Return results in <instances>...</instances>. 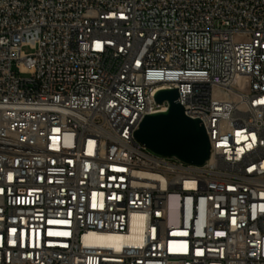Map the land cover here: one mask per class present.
Listing matches in <instances>:
<instances>
[{"label":"built area","instance_id":"built-area-1","mask_svg":"<svg viewBox=\"0 0 264 264\" xmlns=\"http://www.w3.org/2000/svg\"><path fill=\"white\" fill-rule=\"evenodd\" d=\"M165 90L204 165L136 141ZM261 101L264 0H0V264H264Z\"/></svg>","mask_w":264,"mask_h":264},{"label":"water","instance_id":"water-1","mask_svg":"<svg viewBox=\"0 0 264 264\" xmlns=\"http://www.w3.org/2000/svg\"><path fill=\"white\" fill-rule=\"evenodd\" d=\"M177 100L176 90L158 92L155 101L167 102V111L146 116L134 137L158 156L202 166L210 157L209 139L200 121L187 117Z\"/></svg>","mask_w":264,"mask_h":264},{"label":"bare ground","instance_id":"bare-ground-1","mask_svg":"<svg viewBox=\"0 0 264 264\" xmlns=\"http://www.w3.org/2000/svg\"><path fill=\"white\" fill-rule=\"evenodd\" d=\"M84 239H85V241L102 243V241H104V239H105V241H110L109 239H111V237L110 238L109 237H99L97 235L92 234V235L86 236ZM128 241L133 242L134 241L133 237L129 238Z\"/></svg>","mask_w":264,"mask_h":264},{"label":"snow or ice","instance_id":"snow-or-ice-1","mask_svg":"<svg viewBox=\"0 0 264 264\" xmlns=\"http://www.w3.org/2000/svg\"><path fill=\"white\" fill-rule=\"evenodd\" d=\"M261 103H264V101H261ZM13 232H15V229H13Z\"/></svg>","mask_w":264,"mask_h":264}]
</instances>
